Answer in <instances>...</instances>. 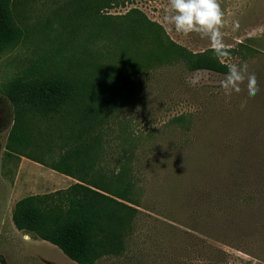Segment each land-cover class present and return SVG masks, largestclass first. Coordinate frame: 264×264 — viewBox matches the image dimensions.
<instances>
[{
  "label": "rangeland",
  "instance_id": "1",
  "mask_svg": "<svg viewBox=\"0 0 264 264\" xmlns=\"http://www.w3.org/2000/svg\"><path fill=\"white\" fill-rule=\"evenodd\" d=\"M94 2L11 1L21 36L0 49V264H76L18 231L12 213L22 198L67 188L51 169L75 148L60 130L89 106L92 119L105 117L94 131V174L126 170L139 211L124 251L97 264H264V0H220L223 63L207 39L164 23L168 0H127L102 13ZM179 47L226 67L247 62L259 93L225 96L218 82L227 72L189 70ZM189 74L204 79L192 87ZM48 78L69 79L95 101L79 95L53 117L29 114L18 126L24 137L11 143L7 89Z\"/></svg>",
  "mask_w": 264,
  "mask_h": 264
},
{
  "label": "trees",
  "instance_id": "2",
  "mask_svg": "<svg viewBox=\"0 0 264 264\" xmlns=\"http://www.w3.org/2000/svg\"><path fill=\"white\" fill-rule=\"evenodd\" d=\"M11 1L0 0V49L21 36L13 21ZM126 1L95 0L94 3L97 13H102L125 5ZM179 49L186 53L185 62L191 71H228L211 54H194ZM107 87L105 85V90ZM7 95L15 108L16 124L9 138L14 144L24 137L18 126L23 123L24 128L25 118L29 114L53 117L66 107L74 106L77 96L92 97L91 101H95L93 96L96 93L80 91L76 84L66 78H48L24 85L15 81L7 89ZM102 96L105 97L104 94ZM96 113L90 106L82 111L76 108L73 119L60 130L61 142L75 143V148L61 156L59 163L51 169L76 182L50 194L22 198L15 204L12 213V222L18 231L31 233L58 247L76 264H97L105 256L121 254L125 249L126 233L139 212L136 208L138 201L134 198L135 181L130 179L126 170L121 168L109 179L100 173L94 174L95 164L90 162L94 160L92 149L99 140L94 131L105 120L104 116L100 118L99 115L98 119H92L94 117L91 115Z\"/></svg>",
  "mask_w": 264,
  "mask_h": 264
},
{
  "label": "clouds",
  "instance_id": "3",
  "mask_svg": "<svg viewBox=\"0 0 264 264\" xmlns=\"http://www.w3.org/2000/svg\"><path fill=\"white\" fill-rule=\"evenodd\" d=\"M163 21L184 38L197 34L201 39H207L210 49L222 63L229 57L222 31L226 22L220 0H168ZM227 68V74L218 82L225 96L239 94L244 88L250 98L259 93L256 75L249 71L247 62L242 65L228 63ZM202 79L204 78L200 75L189 74L186 76V83L196 87ZM246 104L247 101H243L241 109L245 108Z\"/></svg>",
  "mask_w": 264,
  "mask_h": 264
},
{
  "label": "crops",
  "instance_id": "4",
  "mask_svg": "<svg viewBox=\"0 0 264 264\" xmlns=\"http://www.w3.org/2000/svg\"><path fill=\"white\" fill-rule=\"evenodd\" d=\"M59 176H61V178L62 177L65 178L63 180L66 183V186L65 187H67V188L76 182L75 179H73V178H71L69 176H65V175H62V174H60Z\"/></svg>",
  "mask_w": 264,
  "mask_h": 264
}]
</instances>
